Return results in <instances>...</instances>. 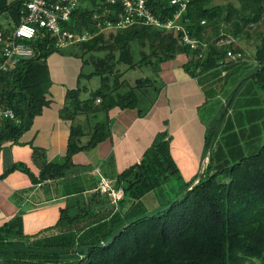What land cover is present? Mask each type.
Segmentation results:
<instances>
[{
    "label": "trees",
    "instance_id": "1",
    "mask_svg": "<svg viewBox=\"0 0 264 264\" xmlns=\"http://www.w3.org/2000/svg\"><path fill=\"white\" fill-rule=\"evenodd\" d=\"M103 1L81 0L73 13L77 30L97 31L92 15ZM21 6L20 0H2L0 15L7 11L18 23ZM184 18L189 35L205 42L204 49L182 44L180 33L143 24L101 31L73 44L82 65H92L87 78L99 77L90 95L102 106L97 109L80 97L87 90L79 85L80 72L60 109L70 121L63 161L45 162L37 175L25 163L13 162L0 179L15 169L33 184L64 177L74 154L90 150L109 133L110 112L130 108L144 115L139 103L159 92L155 83L161 65L178 55L186 56L183 68L190 76L210 82L206 93L214 92L213 84L221 82L223 89L225 79H236L204 131L199 176L181 180L169 137L159 132L138 162L115 175L113 186L123 192L116 202L98 190L86 197L78 191L59 208L56 221L36 233L24 232L21 214L0 223V264H264V0H191ZM227 37L232 40L217 44ZM234 40L251 42L250 52ZM33 47L31 57L0 73V106L19 119L0 124V151L17 142L49 104L47 59L59 48L49 38ZM227 50L241 57L228 61ZM121 66L146 68L154 77H138L130 86L119 80ZM99 111L105 120L84 131L77 119H96ZM150 192H156L159 203L148 209L143 198Z\"/></svg>",
    "mask_w": 264,
    "mask_h": 264
},
{
    "label": "crops",
    "instance_id": "2",
    "mask_svg": "<svg viewBox=\"0 0 264 264\" xmlns=\"http://www.w3.org/2000/svg\"><path fill=\"white\" fill-rule=\"evenodd\" d=\"M186 60L185 55H178L161 65L163 86L144 106V115L130 108L110 112L109 133L90 150L74 154L73 165L64 177L33 184L26 173L15 169L0 179V223L21 214L24 232L28 234L53 224L59 208L75 192L82 191L86 197L101 178L113 181L122 169L141 159L159 132L165 131L169 137L170 153L181 175L188 180L198 173L205 163V128L195 113L207 97L221 92L215 89L206 93L210 82L202 75L190 76L183 68ZM50 87L51 83L49 104L35 116L31 127L17 142L1 149L0 173L13 162H23L37 175L45 162L63 161L70 121L60 116L64 98L60 103L54 102ZM67 89L62 86L63 97ZM190 96H199L197 103H188Z\"/></svg>",
    "mask_w": 264,
    "mask_h": 264
},
{
    "label": "built area",
    "instance_id": "3",
    "mask_svg": "<svg viewBox=\"0 0 264 264\" xmlns=\"http://www.w3.org/2000/svg\"><path fill=\"white\" fill-rule=\"evenodd\" d=\"M190 1L104 0L97 7L98 11L93 12L97 31L91 32L75 28L73 13L81 0H20L22 6L18 23L9 18L7 11L0 15L4 18L3 27L0 28V73L8 71L18 60L31 57L34 53L33 46L46 38L53 40L54 46L60 49L91 38L98 32L119 30L133 24L180 33L182 44L188 45L190 49H197L199 45L204 49L206 43L190 36L183 22ZM222 43V39L217 41V44ZM240 57V52L226 51L228 61H236ZM5 120L19 122L11 109L0 106V124ZM94 190L107 193L111 202H116L123 195L121 189L114 188L113 181L105 178L98 181Z\"/></svg>",
    "mask_w": 264,
    "mask_h": 264
},
{
    "label": "rangeland",
    "instance_id": "4",
    "mask_svg": "<svg viewBox=\"0 0 264 264\" xmlns=\"http://www.w3.org/2000/svg\"><path fill=\"white\" fill-rule=\"evenodd\" d=\"M227 1H234V0H214L215 3H225ZM3 17H0V23L4 24ZM223 42H228L232 40L231 37H227L226 39H222ZM237 44L241 45V47L244 49V51L250 52V49L252 47L251 42L249 41H240V40H234ZM76 47L74 45H69L64 48H60L58 51H55L51 53L47 59V65L49 67L50 71V83H51V91L53 96V101L56 103H60L62 101L63 97V91L62 86H65L67 88H75L78 81V76L80 72L82 73V76L79 80V85L83 86L85 85L87 90L85 92H81L80 97L81 98H87L89 99L87 104L91 105L93 107H96L99 109L102 105H100L101 102L92 101V97L90 93L95 90V88L99 84V77L98 76H91L90 78H87V74H89L92 71V65L91 63H84L82 65L81 59L79 57L74 56V52L76 51ZM135 55L134 58L137 60L139 58L138 51L136 46H133ZM98 55H102V53H99ZM89 55H85L83 59H88ZM250 59V58H248ZM77 64L79 69H77ZM118 73L120 74L119 80H124L126 83H129V85L133 86L134 79L138 77H154V75L149 71V69L146 68H134V69H128L125 68V66H121L118 69ZM222 75V74H221ZM235 77H232V79H225V84L222 85L221 82H218L217 84H213L210 86V89H217L221 93H217L216 95L209 96L206 99V102L202 103V106H198L195 116L202 122L203 127L206 129V127H210L213 124V120L216 117V114L219 112L220 106L222 104L223 96H227L231 90H233L235 86ZM76 79V82H75ZM220 81V80H219ZM155 85L157 87H162V80L161 78H157ZM128 86V85H127ZM189 89V86L187 87ZM176 95V94H175ZM155 97V93L150 92L149 96L143 99L139 103V108H144V106L147 105V103L152 100ZM188 103L195 102L199 100V96L195 97H188L187 99ZM96 119H93L91 116L88 117V119H84L83 117L78 118L77 122L82 123L84 126V131H89V129L92 127V125L96 122H103L104 121V113L102 111L97 112ZM89 116V115H88ZM90 126V128H89ZM88 135L84 136V140L87 139ZM193 146V145H192ZM205 154H207V151L205 150ZM201 170L197 173V177L202 171ZM184 176L181 175V180L184 181ZM186 180V179H185ZM159 199L156 196V192H150L146 195L145 198H143V204L150 209L156 207Z\"/></svg>",
    "mask_w": 264,
    "mask_h": 264
},
{
    "label": "water",
    "instance_id": "5",
    "mask_svg": "<svg viewBox=\"0 0 264 264\" xmlns=\"http://www.w3.org/2000/svg\"><path fill=\"white\" fill-rule=\"evenodd\" d=\"M226 107H227V105L224 106V108H226ZM111 240H112V238H110V239L106 242V244L110 243Z\"/></svg>",
    "mask_w": 264,
    "mask_h": 264
}]
</instances>
